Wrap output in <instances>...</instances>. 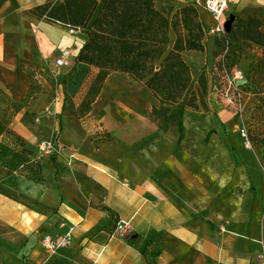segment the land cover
Instances as JSON below:
<instances>
[{"label":"crops","instance_id":"0c3cea01","mask_svg":"<svg viewBox=\"0 0 264 264\" xmlns=\"http://www.w3.org/2000/svg\"><path fill=\"white\" fill-rule=\"evenodd\" d=\"M55 1L0 0V87L21 99L39 86L29 113L43 117L37 126L49 132L58 122L53 137L65 147L46 155L23 113L13 123L43 180L0 166V264H264V158L246 144L233 108L210 93L199 59H212L214 42L183 54L193 81L176 108L210 122L204 129L194 124L188 141L153 123L154 95L128 75L125 94L151 103L145 113L106 100L103 91L90 118L69 116L49 80L63 50L71 55L61 76L80 65L87 35L31 12ZM229 2L231 19H257L264 35V0ZM198 10L210 28L211 14ZM191 96L195 107L186 105ZM118 220L131 221L132 232L113 235ZM44 235L70 236L73 244L52 252L42 245Z\"/></svg>","mask_w":264,"mask_h":264},{"label":"trees","instance_id":"16d2710c","mask_svg":"<svg viewBox=\"0 0 264 264\" xmlns=\"http://www.w3.org/2000/svg\"><path fill=\"white\" fill-rule=\"evenodd\" d=\"M31 12L86 33L87 39L77 64L96 72L92 92L96 90V84L106 81L112 73L128 75L151 90L161 105L160 110L165 112V122L178 124L181 108L173 110V107L181 103L193 81V71L183 54L187 51L204 52L205 42L211 35L197 7L192 4L178 6L172 0H57L38 6ZM232 24V27L237 24L241 30H258L262 26L257 19L243 21L237 18ZM223 41V47L230 48L228 60L235 49L230 40ZM250 49L253 53L247 77L254 88L253 93L260 96L261 104L256 106L255 119L261 128L255 135V129L253 131L250 127L249 134L251 140L257 138L264 144V50L259 53L255 48ZM210 80L209 77V84ZM36 87L33 86L27 97L21 99L0 87V137L11 145V149L3 148L1 155L11 156L14 162L33 171L35 176L30 179L39 183L43 180L42 166L34 162L32 151L12 129L21 113L24 124L35 123L28 107L39 94L40 89ZM192 101L195 104L191 96L187 106L194 107ZM156 111L153 109L152 113ZM66 113L73 117H86L79 115L74 105H68ZM16 169L15 166L13 170Z\"/></svg>","mask_w":264,"mask_h":264},{"label":"rangeland","instance_id":"374dc122","mask_svg":"<svg viewBox=\"0 0 264 264\" xmlns=\"http://www.w3.org/2000/svg\"><path fill=\"white\" fill-rule=\"evenodd\" d=\"M230 19H231V15L228 14L227 20L224 23V27H225L224 33L220 35L211 34L208 37V40L213 41L216 47L215 53L212 54V59L209 60L207 57L205 58V56H203L201 59H199V61H201V63L203 62L202 66L204 64L206 67H211L215 65L219 59L221 50L223 48V44H224L223 40L228 39L233 43L235 49L234 54L231 53L229 59L236 61L239 67L242 70H244L246 72V75L248 76V72L250 70V63H251L250 55L251 53H253L250 48H255L259 51V53H261L264 50V35L259 31V29L241 30L240 27L237 26V24L234 25V27H232L233 20L230 21ZM212 24H214L213 21ZM234 55L236 57H234ZM205 66H204V70L206 69ZM95 73L96 72L94 71V69L82 65L73 67L72 70H70L64 76L57 75L56 73L54 74L52 73L53 76L56 75V77L52 76V78L49 80V84L51 85L52 89L55 91L58 90V86H59L60 92L63 94L64 97L65 112H66V107L68 105H74L79 115L84 114L86 116L85 117L86 119L90 118L95 112V107H96L95 103L103 91H104V95H107L106 100H109L110 98H117L123 104L127 105L131 109L138 110L141 113H145L146 109L150 107L151 103L149 102L140 103L126 96L125 92L128 85V78L122 74L112 73L106 81H104L103 83L96 84L95 87L96 90L92 92L91 88L95 84V78H96ZM217 81L219 82L222 81V77H218ZM250 82L248 81L246 84V87H248L250 90H248L249 93L248 96L244 99L243 105L238 108H233V110L241 119L243 127L244 126L248 128L251 127L253 131L255 129L254 133L256 135L258 132H260L258 129L261 128V125H259L256 122L255 112H256V106L261 104V100H260V96H257V93H253L254 88L251 86ZM36 89L39 90L40 89L39 86H37ZM98 89H100V92H96ZM189 102H190V97L186 101V105H188ZM176 106H174L175 109H177ZM192 106L195 107L194 102ZM153 109L157 110L156 112L153 113V123L157 126H160V129L164 130V132H167L168 129L170 128V134L174 136L177 141L180 142L183 141L184 139H187L188 141V139H190L189 138L190 136L188 137V135L192 136L193 133L196 134V132L193 131L194 124H199L201 129L207 128L210 124L208 118L204 117L203 115H198L193 113L191 115L189 114L183 117L184 115L183 109L180 110L178 124H175V122H171V121L165 122V112L163 110H160L161 105L156 98L153 100ZM33 119L35 123L28 124L27 126H29L32 130H34L44 140L53 138V135L57 134L59 130L58 122H56V124L52 127L53 128L52 132H49L47 129H45V127L37 126V123L40 122L37 121V118H33ZM40 119H43V117H41ZM184 127H188V128L185 129ZM257 140H258L257 138L252 139V147L257 150V152L261 155V157L264 158V144L258 142ZM193 141L196 140H190L191 145H193ZM10 146L11 145H9V143L5 141V139L1 136L0 166H5L10 170L15 169L16 166L17 171L21 172L24 176L30 179V177L34 175L33 171H30L27 167L21 166L19 162H14L12 160V162L9 163V158L12 157L11 156L3 157L1 155L2 149L5 147L11 149Z\"/></svg>","mask_w":264,"mask_h":264},{"label":"built area","instance_id":"2783aa9c","mask_svg":"<svg viewBox=\"0 0 264 264\" xmlns=\"http://www.w3.org/2000/svg\"><path fill=\"white\" fill-rule=\"evenodd\" d=\"M187 4H192L198 9H205L208 11L213 19L212 26L209 28L210 34L220 35L225 32L224 23L229 14L230 2L229 0H186ZM232 19H230L231 21ZM230 48L229 46L223 47L217 63L211 67L206 68V73L210 77V93L212 97L220 103H223L229 108L241 107L244 99L248 96L246 84L248 77L246 72L242 70L237 63L232 64L228 58ZM71 52L63 50L55 58L56 71L53 72L57 75L69 63ZM221 67V69H219ZM56 77V75H54ZM218 77H222V81H217ZM40 121V117L37 118ZM250 128L244 126L243 133L245 136L246 144L252 147V140L250 138ZM39 149L46 155L53 156L65 150L57 138L43 139L40 142ZM74 156H70L69 164L72 165ZM133 230L131 221L118 220L113 227V235L125 237ZM73 244V239L70 236L63 235L62 237H53L51 235H44L42 238V245L49 251H56L62 246L69 247Z\"/></svg>","mask_w":264,"mask_h":264},{"label":"water","instance_id":"95a60500","mask_svg":"<svg viewBox=\"0 0 264 264\" xmlns=\"http://www.w3.org/2000/svg\"><path fill=\"white\" fill-rule=\"evenodd\" d=\"M233 20V19H232Z\"/></svg>","mask_w":264,"mask_h":264}]
</instances>
